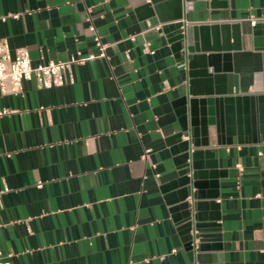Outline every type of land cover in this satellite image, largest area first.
Returning a JSON list of instances; mask_svg holds the SVG:
<instances>
[{
	"label": "crops",
	"instance_id": "0c3cea01",
	"mask_svg": "<svg viewBox=\"0 0 264 264\" xmlns=\"http://www.w3.org/2000/svg\"><path fill=\"white\" fill-rule=\"evenodd\" d=\"M148 1L0 0V38L26 47L32 65L98 53L90 24L105 43L104 56L72 64L71 82L39 87L31 77L0 93L12 109L0 115V248L11 264H264V140L217 144L209 127L203 149L217 167L201 186L218 195L201 198L197 224L219 235L185 245L168 200L169 139L189 98L234 82L264 92L249 21L264 0H182L187 23L239 24V45L212 75L177 57L181 42L162 23L148 24L139 10Z\"/></svg>",
	"mask_w": 264,
	"mask_h": 264
},
{
	"label": "water",
	"instance_id": "95a60500",
	"mask_svg": "<svg viewBox=\"0 0 264 264\" xmlns=\"http://www.w3.org/2000/svg\"><path fill=\"white\" fill-rule=\"evenodd\" d=\"M210 2L214 4L217 0ZM139 10L148 17V24L162 23L160 29L167 34L169 41L181 42L177 56L180 60L187 58L190 66H202L210 75L219 70L217 59L222 52L239 45L241 31L238 23H187L186 6L182 0H149L139 6ZM252 43L254 48L263 50L264 57V21L252 26ZM211 64L213 67L208 66ZM188 101V108L185 107L179 115V130L169 139L173 144L177 176L171 180L168 200L173 204L172 208L180 210L185 245L193 247L196 239L200 245L203 238L219 235L203 231L197 224L202 217L196 211L207 203L201 198L218 195L216 189L206 195L201 186V180L209 177L210 169L217 167L214 150L203 149L210 143L209 127L215 125L217 144L264 140V92L240 93L237 82H234L224 91H216L215 95L191 97ZM224 108L228 120L226 131ZM203 155L208 158L204 160Z\"/></svg>",
	"mask_w": 264,
	"mask_h": 264
},
{
	"label": "built area",
	"instance_id": "2783aa9c",
	"mask_svg": "<svg viewBox=\"0 0 264 264\" xmlns=\"http://www.w3.org/2000/svg\"><path fill=\"white\" fill-rule=\"evenodd\" d=\"M16 16V13H12ZM258 20L264 21V14L258 17H250L249 21L254 25ZM89 29L94 31V41L99 48L98 53H90L87 56H72L64 60L49 59L40 61L34 65L31 64L28 49L24 46H18L13 51L10 49L6 38H0V93L17 94L22 90L24 79L34 77L39 87H51L61 85L66 81H73L71 72L72 64L88 58H94L105 55V43L101 40L99 34L95 31L93 24ZM133 38V36H131ZM145 50H149L148 41L143 43ZM42 107V106H41ZM12 109L0 106V115L8 113ZM41 185V181L38 182ZM1 224V223H0ZM0 264H11L10 259L3 255L0 248Z\"/></svg>",
	"mask_w": 264,
	"mask_h": 264
}]
</instances>
